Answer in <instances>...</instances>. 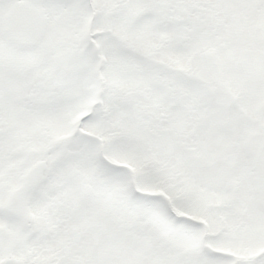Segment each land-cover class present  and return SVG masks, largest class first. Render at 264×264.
<instances>
[{
    "label": "snow or ice",
    "instance_id": "1",
    "mask_svg": "<svg viewBox=\"0 0 264 264\" xmlns=\"http://www.w3.org/2000/svg\"><path fill=\"white\" fill-rule=\"evenodd\" d=\"M0 264H264V0H0Z\"/></svg>",
    "mask_w": 264,
    "mask_h": 264
}]
</instances>
